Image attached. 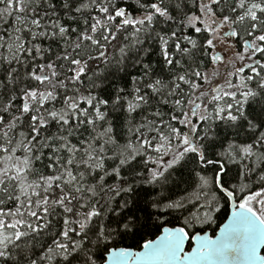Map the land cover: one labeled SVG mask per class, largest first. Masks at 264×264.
<instances>
[{
	"label": "snow or ice",
	"instance_id": "obj_1",
	"mask_svg": "<svg viewBox=\"0 0 264 264\" xmlns=\"http://www.w3.org/2000/svg\"><path fill=\"white\" fill-rule=\"evenodd\" d=\"M0 264H264V0H0Z\"/></svg>",
	"mask_w": 264,
	"mask_h": 264
}]
</instances>
